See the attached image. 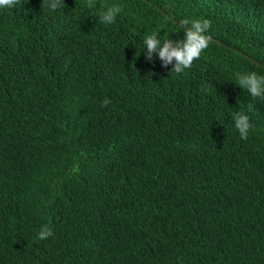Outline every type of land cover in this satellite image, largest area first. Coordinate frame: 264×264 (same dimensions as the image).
Segmentation results:
<instances>
[{"label": "trees", "instance_id": "trees-1", "mask_svg": "<svg viewBox=\"0 0 264 264\" xmlns=\"http://www.w3.org/2000/svg\"><path fill=\"white\" fill-rule=\"evenodd\" d=\"M64 4L0 9V264H264V100L236 81L264 75V0ZM185 19L200 58L146 59Z\"/></svg>", "mask_w": 264, "mask_h": 264}, {"label": "clouds", "instance_id": "clouds-1", "mask_svg": "<svg viewBox=\"0 0 264 264\" xmlns=\"http://www.w3.org/2000/svg\"><path fill=\"white\" fill-rule=\"evenodd\" d=\"M19 3L20 0H0V9L12 8ZM64 5V0H43V7L47 6L53 11ZM86 6L89 9H94L96 0H86ZM121 11L122 7L120 5L106 6L105 10L97 14L99 22L106 25L113 24ZM181 26L185 36L180 40L166 39L162 42L156 31L144 38V46L147 48L146 59H151L152 54L158 52L165 67L175 60L172 70L176 74H181L185 69L190 68L194 60L199 59L202 52L212 43V37L208 34L211 27V22L208 19H197L191 21V23L185 19L181 21ZM236 81L239 86L247 90L253 99L260 98L264 100V75H259L255 71L238 74ZM109 103L111 101L105 98L102 101V106H107ZM249 111H251V104H249ZM234 120V126L239 130L241 138L247 139L248 131L252 127L249 116L243 112L237 113ZM53 235L54 232L51 228L44 227L40 230L38 238L46 240Z\"/></svg>", "mask_w": 264, "mask_h": 264}]
</instances>
